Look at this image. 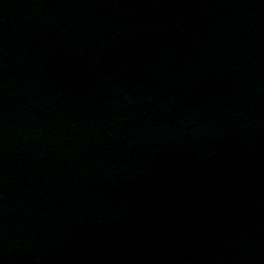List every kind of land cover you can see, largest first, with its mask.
Masks as SVG:
<instances>
[{
  "label": "water",
  "instance_id": "1",
  "mask_svg": "<svg viewBox=\"0 0 264 264\" xmlns=\"http://www.w3.org/2000/svg\"><path fill=\"white\" fill-rule=\"evenodd\" d=\"M37 264H264V0H2Z\"/></svg>",
  "mask_w": 264,
  "mask_h": 264
}]
</instances>
